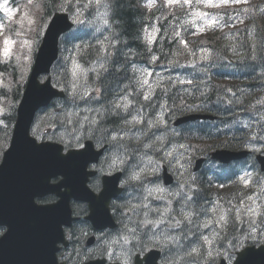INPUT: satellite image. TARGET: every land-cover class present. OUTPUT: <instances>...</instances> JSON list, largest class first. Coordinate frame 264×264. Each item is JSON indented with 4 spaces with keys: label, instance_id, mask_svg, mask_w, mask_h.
I'll list each match as a JSON object with an SVG mask.
<instances>
[{
    "label": "trees",
    "instance_id": "obj_1",
    "mask_svg": "<svg viewBox=\"0 0 264 264\" xmlns=\"http://www.w3.org/2000/svg\"><path fill=\"white\" fill-rule=\"evenodd\" d=\"M144 0H113V19L117 23V30L122 45L132 47L133 49L140 47V28L145 24L153 22L156 15L148 13L143 8ZM251 10V9H250ZM242 10L240 22L242 23L241 32L235 33L228 37L215 36L209 39L211 47L217 50L219 65L221 64L224 69H231L234 73L238 74L235 78L238 84L236 89H242V84H249L247 87L253 93L258 92L260 89L257 86L260 78L264 82V72H259L258 68L264 69V9H255L252 13ZM170 33L171 29L168 30ZM172 34L168 33L171 37ZM161 41L156 45L155 52L158 56L164 58V61L169 63L174 62V66L178 67L180 63L177 61L176 53L178 49L173 45L169 48H165L161 45ZM125 50V49H124ZM121 67V65H120ZM119 67V68H120ZM213 68L215 67L212 66ZM212 68V69H213ZM120 69L117 70V75H127L125 72L122 73ZM206 78L202 79L199 83V87L196 93L191 95L190 93L178 94V98L174 102L173 107L176 108L177 112H182L189 108L191 105L193 108L198 110L210 111L215 106L220 110L226 109L227 99L230 98L229 90L237 94V96L249 100L244 93L239 92L235 89L236 86L225 85L227 82H223L222 91L219 87H216V82L213 78L212 71H203ZM211 81V82H207ZM242 83V84H241ZM103 89L107 92L110 89L118 87L120 82L116 77H109L102 82ZM250 102V100H249ZM109 111L110 108H105L103 112ZM108 113L106 116L101 115V120L105 122L102 127L103 137L106 136L107 129L117 127L122 124V121L117 122L112 114ZM225 118V117H223ZM115 119V120H113ZM113 120V121H112ZM209 128V127H208ZM207 128V129H208ZM191 134H193V140H197V136H201L202 141L209 144L210 148L216 147L217 138L214 132L205 129L194 128ZM242 142L239 141H226L223 143L224 146L236 148L240 146ZM240 148V147H239ZM202 190H207L210 194L215 190L217 192H223V194H232L231 188L219 189V186H213L212 183L203 184ZM211 261V259L209 258Z\"/></svg>",
    "mask_w": 264,
    "mask_h": 264
},
{
    "label": "water",
    "instance_id": "obj_2",
    "mask_svg": "<svg viewBox=\"0 0 264 264\" xmlns=\"http://www.w3.org/2000/svg\"><path fill=\"white\" fill-rule=\"evenodd\" d=\"M57 20L54 23L55 30L50 31L47 43L44 48L42 61L47 57V54L50 50L54 51L55 39L53 31H59L63 28H67L68 24L61 20V24H66L60 28L56 26ZM28 96L25 103L22 106L21 118L18 128L25 125L26 120L29 116L33 114L34 102L30 101ZM28 129H26V133ZM22 130H18L16 142L23 143L25 137H21ZM26 148L33 150L35 148V153L32 154V161H35V165H43L42 171L47 173L45 174L42 181L39 183H30L31 180L28 175H24L23 179L19 181V186L27 184L34 191L46 189L48 187L49 181L52 177L57 176L60 173L65 174L68 177V180L71 179V170L67 167L68 159L65 157H60L59 151H55L54 147L47 146L37 148L33 143L26 145ZM228 157V156H227ZM38 159H40L38 161ZM57 167H62V169L57 170ZM6 184V190L14 189V185ZM27 187L19 189L17 193H8L3 195V192L0 190V206L1 214L4 219L0 220V224L12 226L9 234L2 240H0V264H57L56 256L54 257V252L56 249V244L62 239L61 225L67 221L59 222V216L48 217L52 212L50 210H36L31 207V204L28 200L24 199V193L29 192L30 189L26 190ZM26 190V191H25ZM51 191V190H49ZM28 194V193H27ZM28 206L36 215V218H43L44 223L39 222L40 228V243L49 242L50 248L48 251H36L33 249V242L30 238L36 239L25 232L22 231L21 227L26 223L27 217L24 214V207ZM59 222V223H58ZM56 253V252H55ZM147 264L150 263V260H147ZM140 264V262L138 263ZM157 264V263H156ZM225 264V263H222ZM235 264H264V246L256 249L255 247L247 248L242 253L238 254V259Z\"/></svg>",
    "mask_w": 264,
    "mask_h": 264
},
{
    "label": "rangeland",
    "instance_id": "obj_3",
    "mask_svg": "<svg viewBox=\"0 0 264 264\" xmlns=\"http://www.w3.org/2000/svg\"><path fill=\"white\" fill-rule=\"evenodd\" d=\"M9 0H0V8L5 12H11V10L7 7ZM92 1V0H91ZM94 3L98 6L99 12L95 15L94 20L98 23L107 22V5L105 0H93ZM199 3L205 6H219L222 5L221 1L212 0L210 3L209 0H197ZM199 24L197 26L198 31H202L208 29L214 25V20L210 18H206L205 14H200ZM32 44H35V40ZM22 47H27L29 45V40L26 36L22 37L21 40ZM7 53L9 54L11 51V42H8L6 45ZM24 61L29 63L31 61L30 51L24 57ZM145 70V69H144ZM75 73L82 72V68L78 65L74 67ZM144 74L151 75V71H144ZM150 191L155 194H160L164 192V190L160 186H152L150 187ZM247 203H244L243 208L238 210V219L241 225H244L248 228L246 235L253 236L250 240H260L264 241V225H259L258 221L261 216H264V187H260L257 193L252 194L249 197ZM209 244L212 243L211 237H208ZM129 259L126 260L128 262Z\"/></svg>",
    "mask_w": 264,
    "mask_h": 264
},
{
    "label": "bare ground",
    "instance_id": "obj_4",
    "mask_svg": "<svg viewBox=\"0 0 264 264\" xmlns=\"http://www.w3.org/2000/svg\"><path fill=\"white\" fill-rule=\"evenodd\" d=\"M24 213L26 214L27 220L26 223L21 227L22 231L26 234L36 237V239L30 238L33 242V249L36 251H48L50 248L49 242H41L40 243V228H39V220L36 218L35 213L27 207H24Z\"/></svg>",
    "mask_w": 264,
    "mask_h": 264
},
{
    "label": "clouds",
    "instance_id": "obj_5",
    "mask_svg": "<svg viewBox=\"0 0 264 264\" xmlns=\"http://www.w3.org/2000/svg\"><path fill=\"white\" fill-rule=\"evenodd\" d=\"M26 6V5H25ZM18 51H19V49H17ZM11 91V90H10ZM137 177H132V179H136ZM8 227L7 226H0V235H2V237H4L5 235H3V233L4 232H8ZM249 239H251V238H254L253 236H250V237H248ZM243 241H240V243H242ZM129 244H130V241H128L127 239H125L124 241H123V246H124V248H125V251H126V253L129 255V257L131 256V255H133L134 253H135V250H136V248H135V246L133 245V246H131V247H129ZM55 252H56V249H55ZM55 252H54V257H55ZM117 259L119 258L118 256L116 257Z\"/></svg>",
    "mask_w": 264,
    "mask_h": 264
},
{
    "label": "snow or ice",
    "instance_id": "obj_6",
    "mask_svg": "<svg viewBox=\"0 0 264 264\" xmlns=\"http://www.w3.org/2000/svg\"><path fill=\"white\" fill-rule=\"evenodd\" d=\"M170 2H175V0H170ZM185 3L190 2V0H184ZM209 2L211 3L212 0H209ZM229 2V0H221V3L223 4H227ZM234 2L236 3H243V2H247V0H234ZM8 42L5 41V44H7ZM185 46L187 47V43L185 42ZM5 55H7V48L5 49Z\"/></svg>",
    "mask_w": 264,
    "mask_h": 264
},
{
    "label": "flooded vegetation",
    "instance_id": "obj_7",
    "mask_svg": "<svg viewBox=\"0 0 264 264\" xmlns=\"http://www.w3.org/2000/svg\"><path fill=\"white\" fill-rule=\"evenodd\" d=\"M91 188H92V179H91Z\"/></svg>",
    "mask_w": 264,
    "mask_h": 264
}]
</instances>
